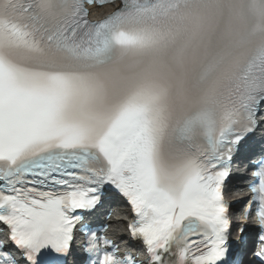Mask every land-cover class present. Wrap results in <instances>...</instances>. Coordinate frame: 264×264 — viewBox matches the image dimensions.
Masks as SVG:
<instances>
[{
	"label": "snow or ice",
	"instance_id": "snow-or-ice-1",
	"mask_svg": "<svg viewBox=\"0 0 264 264\" xmlns=\"http://www.w3.org/2000/svg\"><path fill=\"white\" fill-rule=\"evenodd\" d=\"M262 128L264 0H0V264H264Z\"/></svg>",
	"mask_w": 264,
	"mask_h": 264
},
{
	"label": "bare ground",
	"instance_id": "bare-ground-1",
	"mask_svg": "<svg viewBox=\"0 0 264 264\" xmlns=\"http://www.w3.org/2000/svg\"><path fill=\"white\" fill-rule=\"evenodd\" d=\"M113 10V8L112 7H108V8H103V9H101V10H99V11H102V12H106V11H112ZM98 11V12H99ZM97 12V11H96ZM98 12H97V14H98Z\"/></svg>",
	"mask_w": 264,
	"mask_h": 264
}]
</instances>
